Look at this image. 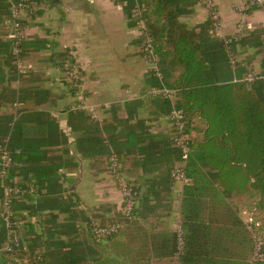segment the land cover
<instances>
[{
	"label": "crops",
	"instance_id": "1",
	"mask_svg": "<svg viewBox=\"0 0 264 264\" xmlns=\"http://www.w3.org/2000/svg\"><path fill=\"white\" fill-rule=\"evenodd\" d=\"M38 1L24 47L32 69L9 85L42 93L0 107V116L9 118L0 122V142L7 140L15 151L9 181L23 191L13 200L14 218L22 245L42 252L36 264H264L252 259L243 213L261 196L224 193L195 144L191 162L209 188L185 196L186 182L172 179V169L183 163L167 120L172 104L148 95L151 65L140 52L142 30L131 24L128 0ZM213 1L231 39L225 49L233 79L263 75L247 85L264 96V10L242 8L248 0ZM180 7L190 26L210 22L200 0H181ZM8 23L0 22L1 39ZM68 54L79 69L78 88L63 69ZM81 98L95 106L94 113L72 109ZM204 127L197 118L194 140L202 139ZM105 145L135 190L130 220L122 215ZM93 221L125 225L96 240L88 227ZM187 221L208 226L203 256H186Z\"/></svg>",
	"mask_w": 264,
	"mask_h": 264
},
{
	"label": "trees",
	"instance_id": "2",
	"mask_svg": "<svg viewBox=\"0 0 264 264\" xmlns=\"http://www.w3.org/2000/svg\"><path fill=\"white\" fill-rule=\"evenodd\" d=\"M12 1L18 3L22 0ZM128 2L131 4V24L139 26L142 20L146 27L145 34L140 37V52L144 57L147 55L144 44L147 33L160 57L163 82L179 90L177 105L184 110L189 127H192L197 118L205 124L202 139L195 141L200 159L211 168L215 181L224 193L244 195L254 192L261 196L259 205L263 208L264 96L254 86H248L245 82H233L224 42L207 38L210 22L195 27L182 21L184 9L180 7L181 0ZM137 5L142 12L135 17L133 10ZM10 15V1L0 0V22L10 18ZM24 25L27 23L24 22ZM25 41L21 43L24 56ZM11 48L10 39L0 38V107L7 101H21L31 96V92L42 93L39 89L10 87L12 80L20 79L24 75H18L12 64ZM66 58L73 62L71 55L68 54ZM149 74L154 81L153 86L162 83L154 70H150ZM83 119L87 120L86 117ZM8 121L9 118L0 116V122ZM16 126L14 124L13 129ZM7 130L8 127H4L5 133ZM88 140H94V137H88ZM105 146L103 152L108 155L111 149L108 145ZM9 147L12 150L13 146L9 144ZM191 160L192 155L186 166V184L189 188L185 196H191L194 191L200 193L209 184H205V173L192 165ZM208 188L209 186L205 190ZM184 224L188 232L186 256L205 255L207 237L203 227L208 226L193 221ZM1 227L0 245L5 235L3 225Z\"/></svg>",
	"mask_w": 264,
	"mask_h": 264
},
{
	"label": "built area",
	"instance_id": "3",
	"mask_svg": "<svg viewBox=\"0 0 264 264\" xmlns=\"http://www.w3.org/2000/svg\"><path fill=\"white\" fill-rule=\"evenodd\" d=\"M9 1L11 3V15L6 30V38L12 41V64L17 74L20 75L32 69L31 63L27 61L22 54L21 43L28 37L27 26L24 25V22L27 23V21L33 17L32 15L38 9L39 3L37 0H22L18 3L12 0ZM200 1L208 10L210 20L209 33L211 37L223 41L225 46H228L231 39L225 34L221 11L213 0ZM247 6H257L264 10V0H248L246 6H242V8H246ZM141 12L142 9L139 5L133 10L135 17L140 16ZM139 26L141 27L142 34H145L146 27L142 20ZM146 35L144 44L147 55L145 58L151 65L150 70H154L162 82L160 85L152 86L148 90V95L167 99L172 104L167 120L172 129L175 145L180 150L183 163L172 169L171 177L173 180L186 182L188 180L186 166L193 152L196 135L191 127H189L184 110L177 105L179 90L163 82L164 75L159 65L160 57L154 50L152 39L147 33ZM232 62L234 63V60ZM63 69L66 72L69 85L78 88L77 85L79 86L80 74L76 63L65 61L63 63ZM262 78L263 75L251 72L243 79H234L233 82L252 84ZM16 105L17 103H14V106ZM72 109H87L89 112L94 113L95 106L93 104H87L84 98H81L78 103L72 106ZM14 153L15 151L10 149L7 140L0 142V221L5 232L4 241L0 246V262L3 264H36L41 260L42 252L37 250L31 251L22 245L18 225L14 218L12 207L13 200L23 192L20 187L11 184L9 181V172L14 163ZM106 163L121 196V212L123 218L130 220L134 216L137 203L133 185L129 182L127 177L121 173V165L115 152L111 151L107 155ZM243 213L245 215L244 227L253 241L252 259L256 263H262L264 262V209L260 207L259 201L256 200L253 201L250 207L245 209ZM123 225L125 224L121 221H113L106 224L93 221L89 226V232L94 239L100 240L118 233Z\"/></svg>",
	"mask_w": 264,
	"mask_h": 264
},
{
	"label": "rangeland",
	"instance_id": "4",
	"mask_svg": "<svg viewBox=\"0 0 264 264\" xmlns=\"http://www.w3.org/2000/svg\"><path fill=\"white\" fill-rule=\"evenodd\" d=\"M27 26V25H26ZM7 29V28H6ZM28 61V60H27ZM80 80V79H79ZM78 83H80V82H78ZM77 87H79L78 85H77ZM79 93H80V91H79ZM79 95H83L82 93H80ZM191 129H193L192 127H191ZM192 155L194 156V152H192ZM106 165H107V163H106ZM107 169H108V171H109V168H108V166H107ZM116 184V183H115ZM90 224L91 223H89V226H90ZM88 226V227H89ZM2 245V244H1Z\"/></svg>",
	"mask_w": 264,
	"mask_h": 264
}]
</instances>
